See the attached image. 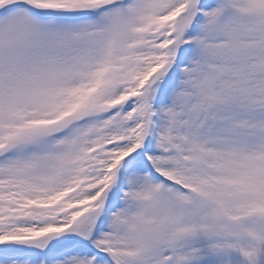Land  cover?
<instances>
[{"label":"snow or ice","instance_id":"obj_1","mask_svg":"<svg viewBox=\"0 0 264 264\" xmlns=\"http://www.w3.org/2000/svg\"><path fill=\"white\" fill-rule=\"evenodd\" d=\"M0 264H264V0H0Z\"/></svg>","mask_w":264,"mask_h":264}]
</instances>
